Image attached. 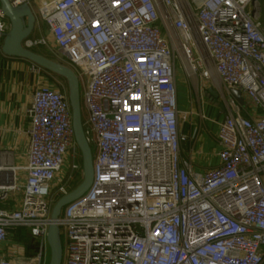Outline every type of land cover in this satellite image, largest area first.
I'll return each mask as SVG.
<instances>
[{
    "label": "built area",
    "instance_id": "built-area-1",
    "mask_svg": "<svg viewBox=\"0 0 264 264\" xmlns=\"http://www.w3.org/2000/svg\"><path fill=\"white\" fill-rule=\"evenodd\" d=\"M27 1L48 33L22 45L56 49L53 59L84 79L95 149L90 189L58 221L64 264H264V0ZM9 30L0 7V38ZM177 62L194 86L215 76L244 98L231 95L218 163L204 172L185 156L196 131L181 129ZM27 116L25 182L16 167L0 175V245L26 229L40 248L0 264L47 263L52 208L84 176L66 82L36 88ZM19 192L17 208L5 205Z\"/></svg>",
    "mask_w": 264,
    "mask_h": 264
},
{
    "label": "crops",
    "instance_id": "crops-1",
    "mask_svg": "<svg viewBox=\"0 0 264 264\" xmlns=\"http://www.w3.org/2000/svg\"><path fill=\"white\" fill-rule=\"evenodd\" d=\"M33 12L37 15V23L34 34H47V28L38 16L36 7ZM3 38H0V45ZM33 63L4 55L0 50V175H13V167H16L15 176L19 184H24L26 179V166L29 161L30 122L27 110L32 102L36 88L47 86L60 88L65 80L49 74L38 72L32 67ZM182 112L189 114L185 118L187 126L185 132L196 131V138L189 145H184L185 156L190 157L198 172L218 163V153L221 149L218 142L220 123L227 112L228 105L204 101L198 104L196 109L183 96L179 101ZM182 105V106H181ZM204 115V118H201ZM67 171L66 166L57 175L60 183ZM22 199V192L11 196L5 205L17 208ZM40 248V240L33 238L26 229H20L10 233L8 239L0 245L1 257L33 256Z\"/></svg>",
    "mask_w": 264,
    "mask_h": 264
},
{
    "label": "water",
    "instance_id": "water-1",
    "mask_svg": "<svg viewBox=\"0 0 264 264\" xmlns=\"http://www.w3.org/2000/svg\"><path fill=\"white\" fill-rule=\"evenodd\" d=\"M0 7L10 21V30L3 34V42L0 45L1 52L9 57L27 60L63 78L68 88L74 137L81 152L84 176L81 183L61 196L52 208L51 222L47 232L48 264H62L63 243L61 229L58 224L62 210L82 197L90 189L94 179L93 152L85 136L83 126L80 81L70 67L23 47V41L33 33L36 23L33 8L27 0H23L21 4H16L15 0H0ZM230 93L240 105L244 104V98L240 91L232 89Z\"/></svg>",
    "mask_w": 264,
    "mask_h": 264
},
{
    "label": "rangeland",
    "instance_id": "rangeland-1",
    "mask_svg": "<svg viewBox=\"0 0 264 264\" xmlns=\"http://www.w3.org/2000/svg\"><path fill=\"white\" fill-rule=\"evenodd\" d=\"M263 13H264V5H263ZM264 19V18H263ZM58 55L56 49L53 51V54L49 53L46 54L47 57L51 58V59H56V56ZM53 59V60H54ZM56 61V60H55ZM177 66H178V70H179V74H178V99L179 101H182L183 96L185 95L187 98V101L191 103L192 107H194L196 109L198 104H201L204 101H212L218 104H222L223 106L225 104L229 105V103H231V95L228 94L225 91H222L220 89V86L218 84V81L216 80L215 76H213L212 79H209L207 81H203L200 82L199 85L195 86L193 85V83L186 77V75L182 72V70L180 69V64L179 62H177ZM85 81L84 79L81 81V98L83 99V93H84V88H85ZM180 105V102H179ZM182 106V105H181ZM180 119L183 122V125L181 126L182 131L185 130V127L187 126V123L185 122V118L187 117V115L189 114V112L187 111V113H184L180 110ZM82 115H83V121L86 119L87 116V112H86V108L84 106V102L82 101ZM95 152V149L93 148V154ZM69 162L70 160H68V162L65 164L67 170L69 167ZM3 206V204H2ZM62 243H63V259H62V264H64V260H65V250H66V245H67V238H66V234L65 232L62 235ZM49 260H47L48 264Z\"/></svg>",
    "mask_w": 264,
    "mask_h": 264
},
{
    "label": "trees",
    "instance_id": "trees-1",
    "mask_svg": "<svg viewBox=\"0 0 264 264\" xmlns=\"http://www.w3.org/2000/svg\"><path fill=\"white\" fill-rule=\"evenodd\" d=\"M48 73H50V74H52V75L58 77V78L61 79V80H64L63 78H61V77H59V76H57V75H55V74H53V73H51V72H48Z\"/></svg>",
    "mask_w": 264,
    "mask_h": 264
}]
</instances>
